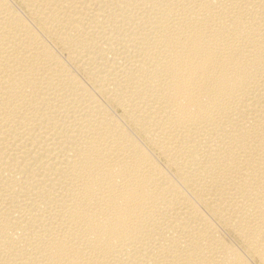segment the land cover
I'll return each instance as SVG.
<instances>
[{"label":"bare ground","instance_id":"1","mask_svg":"<svg viewBox=\"0 0 264 264\" xmlns=\"http://www.w3.org/2000/svg\"><path fill=\"white\" fill-rule=\"evenodd\" d=\"M0 264H264V0H0Z\"/></svg>","mask_w":264,"mask_h":264}]
</instances>
